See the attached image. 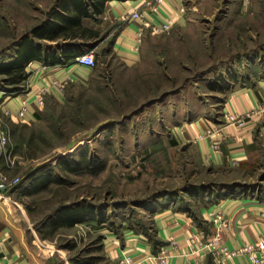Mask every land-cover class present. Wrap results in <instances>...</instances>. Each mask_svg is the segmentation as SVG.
<instances>
[{
	"label": "rangeland",
	"instance_id": "obj_1",
	"mask_svg": "<svg viewBox=\"0 0 264 264\" xmlns=\"http://www.w3.org/2000/svg\"><path fill=\"white\" fill-rule=\"evenodd\" d=\"M53 2L0 0V60L14 56ZM184 16L165 33L145 27L132 66L107 52L121 21L106 19L99 26L108 39L92 49L95 66L84 80L47 94L31 119L5 115L0 101L16 154L13 168L1 157L0 168L20 180L8 202L23 210L28 239L47 264H124L109 256L107 235L120 244L129 230L153 236L156 205L197 212L199 197L223 185L264 193V150L245 169L216 168L187 141L170 143L191 113L223 123L225 93L264 75V0H187ZM2 78L0 90L12 86ZM83 154L90 165L72 171L58 161ZM63 207L85 218L57 217Z\"/></svg>",
	"mask_w": 264,
	"mask_h": 264
},
{
	"label": "crops",
	"instance_id": "obj_2",
	"mask_svg": "<svg viewBox=\"0 0 264 264\" xmlns=\"http://www.w3.org/2000/svg\"><path fill=\"white\" fill-rule=\"evenodd\" d=\"M187 0H164L163 8L154 17V22L162 20L168 14L175 18V24L185 21V5ZM143 0H109L105 11L84 21L101 32L102 38L96 42H86L92 50L107 41L108 35L99 26L104 20H119L121 26L108 41V51L113 52L127 66H132L140 60L142 38L138 37L139 21L129 17V14L141 5ZM89 48V47H88ZM107 51V52H108ZM29 77V99L31 105L27 119L35 113V92L45 86L51 94L60 91L53 87L51 81L57 79L67 81H82L92 68L76 64L74 60L57 64H46L33 60L27 67ZM223 110L244 112L247 109L264 105V75L250 80V83H234L224 95ZM1 105L6 104L12 110L17 108L16 99L5 96L0 90ZM211 114V112H210ZM211 118V116H208ZM186 124L175 126L174 135L177 142H185L195 146L203 164L218 168L245 169L259 157L264 150V119L254 116L241 132L243 139H234L233 128L224 129L223 135L215 136L220 149L212 148L209 138H199L211 126L219 123L218 118H206L202 112L191 113ZM215 119V118H214ZM214 124V125H212ZM221 124V123H220ZM219 125V124H217ZM230 135V136H227ZM223 185L221 189L209 192L199 197L201 205L197 212L191 208L164 203L156 205L153 213V236L133 234L130 230L125 234L122 244L114 235H107L106 249L113 259H121L126 253L138 264H159L152 256L161 250L170 253L167 264H187L188 258L182 255L188 250V239L197 230L206 235L211 232V222L207 219L210 210L221 211L229 220V226L223 231L222 242L229 249H237L259 238L264 239V193L261 190L232 188ZM13 189V188H12ZM15 189V188H14ZM10 190V189H9ZM8 191L0 192V264L6 260L12 264H47L43 257L28 239L24 227L25 214L20 206L12 200L8 202ZM132 234V235H131ZM175 238L178 247L173 249L170 238ZM204 264H250L246 254H237L233 258H225L222 254L206 253L202 255Z\"/></svg>",
	"mask_w": 264,
	"mask_h": 264
},
{
	"label": "built area",
	"instance_id": "obj_3",
	"mask_svg": "<svg viewBox=\"0 0 264 264\" xmlns=\"http://www.w3.org/2000/svg\"><path fill=\"white\" fill-rule=\"evenodd\" d=\"M164 0H143L141 5L135 8L129 17L139 21L140 27L138 37H141L145 27L151 26L152 29L159 33H165L175 24V18L168 14L162 20L154 22V17L162 10ZM74 62L79 65L94 67L95 56L92 50H88L75 57ZM53 87L61 91L64 83L57 79L51 81ZM29 82L23 92L16 94H8L9 97L16 99L17 108L12 110L6 104H3L2 111L7 116H15L19 119L27 118L31 101L29 99ZM2 91V90H1ZM4 94L5 91H3ZM50 93L48 87H41L35 92L34 104L40 107L44 103L45 96ZM260 115L264 119V105L257 108L247 109L244 112L226 110L223 112L224 121L219 125L211 126L204 134L198 135L199 138H209L212 148L219 151L220 146L215 136L223 135L224 129L233 128L235 134L231 135L234 139L242 140L243 133L241 130L247 127V123L254 116ZM264 127V124H263ZM230 136V135H227ZM0 157L2 158L6 168H13L16 163V154L14 145L11 141L10 130L3 126L0 122ZM19 179L8 181L6 173L0 168V192L8 191L19 183ZM207 219L211 222V232L206 235L204 232L197 230L188 239V250L183 253L188 258L187 264H204L202 255L206 253L222 254L225 258H233L237 254H246L250 264H264V239L259 238L255 241L247 243L237 249H229L222 242V234L229 226L228 218L221 212L210 210L207 212ZM170 245L173 249L178 247V242L175 238H170ZM159 264H167L170 253L167 250L152 256ZM121 263L138 264L135 260L126 253L121 258ZM4 264H12L6 260Z\"/></svg>",
	"mask_w": 264,
	"mask_h": 264
},
{
	"label": "trees",
	"instance_id": "obj_4",
	"mask_svg": "<svg viewBox=\"0 0 264 264\" xmlns=\"http://www.w3.org/2000/svg\"><path fill=\"white\" fill-rule=\"evenodd\" d=\"M109 0H54L46 12V18L39 24L33 25L30 30L23 34L16 42L15 54L10 59L0 60V76L9 86H4L2 90L7 94H16L23 92L28 84L30 72L27 65L38 60L46 64H57L74 60L76 56L91 50L86 42H96L102 38L99 30L94 29L84 21L85 18H91L93 15H99L105 11ZM89 47V48H88ZM108 51V50H107ZM210 89L219 92L226 91L225 87H216L211 84ZM177 144V140L170 142ZM62 168L75 170L82 165H90L86 154L75 159L70 156L61 158ZM37 171L27 174L26 181L36 175ZM16 187V186H15ZM14 188V187H13ZM179 206L186 207L181 203ZM57 217L64 216L67 213L68 222L75 223L85 218L82 214L78 218L76 210L60 209ZM80 212V209H79ZM89 219L95 215L92 210L89 212ZM149 238L152 236L149 234ZM158 253V252H157Z\"/></svg>",
	"mask_w": 264,
	"mask_h": 264
},
{
	"label": "water",
	"instance_id": "obj_5",
	"mask_svg": "<svg viewBox=\"0 0 264 264\" xmlns=\"http://www.w3.org/2000/svg\"><path fill=\"white\" fill-rule=\"evenodd\" d=\"M90 45H94V44H90Z\"/></svg>",
	"mask_w": 264,
	"mask_h": 264
},
{
	"label": "bare ground",
	"instance_id": "obj_6",
	"mask_svg": "<svg viewBox=\"0 0 264 264\" xmlns=\"http://www.w3.org/2000/svg\"><path fill=\"white\" fill-rule=\"evenodd\" d=\"M69 152V151H68ZM35 232V231H34ZM36 233V232H35Z\"/></svg>",
	"mask_w": 264,
	"mask_h": 264
}]
</instances>
